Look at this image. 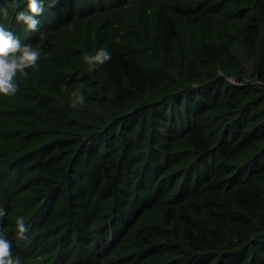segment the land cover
I'll return each mask as SVG.
<instances>
[{
	"label": "trees",
	"instance_id": "trees-1",
	"mask_svg": "<svg viewBox=\"0 0 264 264\" xmlns=\"http://www.w3.org/2000/svg\"><path fill=\"white\" fill-rule=\"evenodd\" d=\"M50 2L38 32L0 16L43 51L0 96L20 264H264V0Z\"/></svg>",
	"mask_w": 264,
	"mask_h": 264
},
{
	"label": "clouds",
	"instance_id": "clouds-1",
	"mask_svg": "<svg viewBox=\"0 0 264 264\" xmlns=\"http://www.w3.org/2000/svg\"><path fill=\"white\" fill-rule=\"evenodd\" d=\"M56 0H51L49 6L54 7ZM15 13V21L22 23L24 29L28 32H38L40 28V19L45 12V0H27L26 6L20 8L18 0H10L4 7L0 8V16L4 19L9 17L8 9ZM43 38V33H41ZM43 54L42 46L24 43L12 31L0 24V96H13L18 91V85L15 77L18 73L26 74L25 70L34 68ZM83 58L89 65V71L95 70L98 66L111 60V53L104 48L99 49L95 55L84 53ZM71 107L85 103V97L80 91L72 93ZM7 213L0 208V218ZM28 228L25 218L20 216L16 220V235L19 239H26ZM0 264H20V258L13 255L12 243L7 236L0 231Z\"/></svg>",
	"mask_w": 264,
	"mask_h": 264
}]
</instances>
